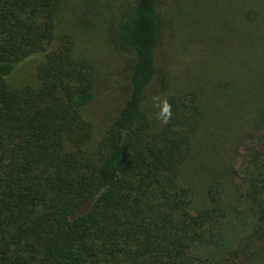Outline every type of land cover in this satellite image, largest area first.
<instances>
[{"label":"trees","instance_id":"16d2710c","mask_svg":"<svg viewBox=\"0 0 264 264\" xmlns=\"http://www.w3.org/2000/svg\"><path fill=\"white\" fill-rule=\"evenodd\" d=\"M121 1L0 0V264H264V150L229 182L236 137L264 128L256 5ZM102 52L127 61L110 89L125 96L94 127ZM31 61L33 81L10 83ZM241 217L243 243L228 246Z\"/></svg>","mask_w":264,"mask_h":264},{"label":"rangeland","instance_id":"374dc122","mask_svg":"<svg viewBox=\"0 0 264 264\" xmlns=\"http://www.w3.org/2000/svg\"><path fill=\"white\" fill-rule=\"evenodd\" d=\"M248 2L250 4H255L257 7V15L259 17V24L261 26V24L264 26V1L262 0H248ZM122 1L121 0H116V3L114 2L115 5H117L115 7V9L113 10V12H115L119 7H123V4H121ZM73 4H77L79 6V8L82 5V0H75V2H73ZM263 8H262V6ZM256 9V8H255ZM78 10V9H76ZM261 10V11H260ZM81 9L78 10V13H80ZM69 15H72V17H76L74 14V9L67 10L66 16L68 18ZM66 16H64L66 18ZM109 20H112V15H110ZM82 36L85 35L84 33H81ZM86 37H84L85 39ZM105 43H107V40H104ZM87 43V42H86ZM84 45V44H81ZM85 46V45H84ZM163 55H162V60H161V64L165 67L169 66L171 61L169 59V52L168 49L163 46ZM107 50H110L109 53H119L122 54L124 56L127 57L128 60V55L125 53H122L118 50L117 47H115L114 45H112L110 43V40H108V44L106 47ZM86 50V49H85ZM107 52V51H106ZM188 55H192V51L189 52ZM100 60L99 63L100 64H108V66L110 67V71L108 74H103V82L100 83V86H98V91L100 93H98V103L97 106L93 108L92 111V115L97 116V120H95L94 127H98L100 126V124H104L107 121V117L111 116L114 111H115V105L117 104V98L114 99L111 95L114 96H120V93L122 91L121 94V100L122 98L124 99L125 96V88L120 87L118 88V90H116L115 94H111L110 93V89L113 85H117L118 83L121 82V80L123 79V72L126 68L127 65V61H125V63L121 66V61H107L105 60L106 55L104 54V52H102L100 54ZM105 62V63H104ZM35 66H36V61H31V64H29L28 66L26 65L24 69H22V71L18 74L13 76L11 79H9L10 83L12 84H21V83H25L26 80H31L34 79V71H35ZM101 72H103L105 70V68H101L100 69ZM254 78H258V74L255 73L254 74ZM252 128L250 127L249 131H251ZM254 131V135L252 137H249V135L247 134H241L240 136L236 137L239 138L240 140L237 141L236 143V147H235V153H234V158L232 160V164H233V169L231 170V174H230V187L232 189H236V187H239V182H240V173L238 171V164L240 161V158L242 157V155L245 154V152L248 149H257V150H264V128H262L261 130H255ZM245 132L246 128H245ZM97 134V133H96ZM249 134V133H248ZM98 136V135H96ZM225 200L227 198H224ZM239 209H242V212L244 210L243 206H239ZM248 231V223L245 219L241 218H237V219H231V221H228L225 225V229H224V233L226 236V240H224V243L227 244L228 246H232L234 244H238V243H243V236L245 235V233ZM226 241V242H225ZM219 247L217 246H210V245H196L195 247L191 248V254L193 255H197L202 259L205 258H214L216 257L219 253L218 250Z\"/></svg>","mask_w":264,"mask_h":264},{"label":"clouds","instance_id":"9594fccd","mask_svg":"<svg viewBox=\"0 0 264 264\" xmlns=\"http://www.w3.org/2000/svg\"><path fill=\"white\" fill-rule=\"evenodd\" d=\"M160 111L157 113V118L161 121L162 124H168L172 117V106L165 99L159 105Z\"/></svg>","mask_w":264,"mask_h":264}]
</instances>
